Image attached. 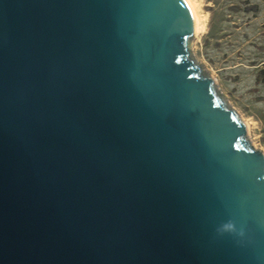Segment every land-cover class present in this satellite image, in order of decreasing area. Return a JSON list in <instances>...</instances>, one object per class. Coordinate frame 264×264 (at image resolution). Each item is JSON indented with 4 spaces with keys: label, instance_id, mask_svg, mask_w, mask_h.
Here are the masks:
<instances>
[{
    "label": "water",
    "instance_id": "1",
    "mask_svg": "<svg viewBox=\"0 0 264 264\" xmlns=\"http://www.w3.org/2000/svg\"><path fill=\"white\" fill-rule=\"evenodd\" d=\"M193 33L185 0H0V264H264V154Z\"/></svg>",
    "mask_w": 264,
    "mask_h": 264
},
{
    "label": "rangeland",
    "instance_id": "2",
    "mask_svg": "<svg viewBox=\"0 0 264 264\" xmlns=\"http://www.w3.org/2000/svg\"><path fill=\"white\" fill-rule=\"evenodd\" d=\"M189 1L199 19L191 56L264 154V0Z\"/></svg>",
    "mask_w": 264,
    "mask_h": 264
},
{
    "label": "bare ground",
    "instance_id": "3",
    "mask_svg": "<svg viewBox=\"0 0 264 264\" xmlns=\"http://www.w3.org/2000/svg\"><path fill=\"white\" fill-rule=\"evenodd\" d=\"M185 2L187 3V5L189 6L190 10H191V13H192V16H193V20H194V33L195 34L198 29H199V19L195 13V10L193 8V6L191 5L190 1L189 0H185Z\"/></svg>",
    "mask_w": 264,
    "mask_h": 264
},
{
    "label": "clouds",
    "instance_id": "4",
    "mask_svg": "<svg viewBox=\"0 0 264 264\" xmlns=\"http://www.w3.org/2000/svg\"><path fill=\"white\" fill-rule=\"evenodd\" d=\"M226 228H231L232 225L231 224H228V225H225Z\"/></svg>",
    "mask_w": 264,
    "mask_h": 264
}]
</instances>
